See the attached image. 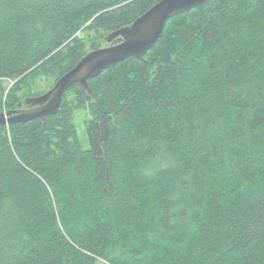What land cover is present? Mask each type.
Masks as SVG:
<instances>
[{
  "label": "trees",
  "instance_id": "obj_1",
  "mask_svg": "<svg viewBox=\"0 0 264 264\" xmlns=\"http://www.w3.org/2000/svg\"><path fill=\"white\" fill-rule=\"evenodd\" d=\"M159 1L0 0L8 111L80 61L77 39L52 57L87 19L114 32ZM89 85L0 126V264H264V0L176 16Z\"/></svg>",
  "mask_w": 264,
  "mask_h": 264
},
{
  "label": "water",
  "instance_id": "obj_2",
  "mask_svg": "<svg viewBox=\"0 0 264 264\" xmlns=\"http://www.w3.org/2000/svg\"><path fill=\"white\" fill-rule=\"evenodd\" d=\"M211 0H161L130 25L122 27L107 38L108 46L91 50L46 93L25 99L11 111H0V126L24 124L37 119L45 121L57 115L64 95L75 85L82 86L90 95L89 81L127 59L144 60L164 36L170 19L205 6ZM118 43H114L115 40Z\"/></svg>",
  "mask_w": 264,
  "mask_h": 264
},
{
  "label": "rangeland",
  "instance_id": "obj_3",
  "mask_svg": "<svg viewBox=\"0 0 264 264\" xmlns=\"http://www.w3.org/2000/svg\"><path fill=\"white\" fill-rule=\"evenodd\" d=\"M94 20H95V17H93L92 19L91 18L87 19V21H85L81 25L79 30L77 32H75L73 35H71L69 40H67L61 44V46L54 53V56L52 57V59L54 60L55 54L58 51L61 52L63 49H65L66 46H68L73 39H75V40L77 39L76 41L78 42V45L82 46L81 49H82L83 53H88L91 50L108 46L109 44L107 42V38L113 32H110V31L107 32L104 29L96 28V26L94 25V22H93ZM73 22H74V24L78 25L82 21L78 22L77 20H74ZM55 61H57V60L55 59ZM17 82H18V80H16V81L3 80L0 82V86L4 87V93L2 95V97H3L2 100H3L4 105H3L2 110H1L2 112L8 111L7 106H6V103H8V99H7V95L9 93L8 91ZM56 82H57L56 78L52 77L51 74L42 75L41 77H39L38 80H36V82L32 88V91L28 94V96L26 94H23V95H20V98L24 101L27 98L40 96V95L48 92L56 84ZM68 99H69V101L72 100L71 97H68ZM70 107L72 109V112L74 113V120H75V123L77 125V131L79 133V136L81 137V139L84 140V139H86V132H85V127H84L83 122H84V120L88 119L86 116L87 112L84 109H82L81 107H79L73 101L71 102Z\"/></svg>",
  "mask_w": 264,
  "mask_h": 264
}]
</instances>
